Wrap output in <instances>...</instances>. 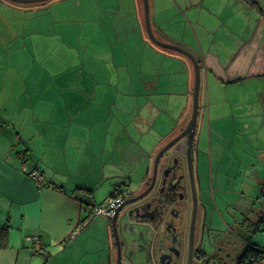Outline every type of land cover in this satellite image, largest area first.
Masks as SVG:
<instances>
[{"label":"crops","instance_id":"0c3cea01","mask_svg":"<svg viewBox=\"0 0 264 264\" xmlns=\"http://www.w3.org/2000/svg\"><path fill=\"white\" fill-rule=\"evenodd\" d=\"M148 5L155 37L185 49L199 63L195 168L219 209L227 196L220 172L223 150L232 158L228 170L236 163L239 170L264 167V0H148ZM78 23L87 32L104 34L105 45L85 44L82 52L67 44L64 38ZM143 25L141 0H54L40 9L0 1V227L7 226L0 264H70L73 259L102 264L109 256L106 219L95 217L79 230L84 209L101 205L122 182L140 180L158 149L186 127L191 115L190 62L152 45ZM51 36L58 45L46 51ZM76 51L84 53L88 65ZM93 55L106 56L107 65L94 68ZM77 63L91 75L100 74L101 81L83 84L84 98L69 102L72 113L57 115L56 105L46 113L43 87L36 88L34 99L27 97L30 71L59 73L61 65L69 70ZM115 98L122 111L117 121L108 113L117 107ZM93 101L102 114L90 109ZM86 103L80 116L77 111ZM46 123H52L49 129ZM109 148L120 151V162L127 149L137 153L130 172L109 173ZM258 174L251 179L261 190L264 178ZM225 209L233 216L237 212ZM30 238L39 240V251Z\"/></svg>","mask_w":264,"mask_h":264},{"label":"flooded vegetation","instance_id":"af4514ba","mask_svg":"<svg viewBox=\"0 0 264 264\" xmlns=\"http://www.w3.org/2000/svg\"><path fill=\"white\" fill-rule=\"evenodd\" d=\"M183 130L158 149L140 180L122 182L115 187L119 202L142 196L125 208L130 214L125 231L135 233L122 234L121 264H230L222 216L213 195H207L205 213L200 207L195 184L197 152L195 156L194 144L191 148L192 185L185 140L176 142L161 156L153 174L157 154ZM177 147L179 154L174 151ZM262 217L263 213L259 212L252 221L242 218L235 222V227L245 231L247 224H256ZM109 239V258L111 264H115L116 252L111 234ZM249 245L243 243V248ZM238 258H234L233 264H237Z\"/></svg>","mask_w":264,"mask_h":264},{"label":"rangeland","instance_id":"374dc122","mask_svg":"<svg viewBox=\"0 0 264 264\" xmlns=\"http://www.w3.org/2000/svg\"><path fill=\"white\" fill-rule=\"evenodd\" d=\"M142 1V0H141ZM46 17V16H45ZM59 27V26H58ZM87 28V27H86ZM82 27L80 23L77 24L76 31L73 33L72 30H70L66 37L64 38L65 42L67 44L72 43V46H78L82 52H85V44L87 46H91V44L94 45V47L101 48L103 45L101 44L102 38L105 39L104 34H100L96 30L92 31H86L87 29ZM83 31L81 32L80 30ZM95 36V38H94ZM80 40V41H79ZM59 39L55 36H51L50 38L45 39V48H47L46 51H49L51 49L50 46L58 45ZM170 52V51H169ZM173 53V52H172ZM62 58L65 53L61 52ZM76 57L77 55H80L82 60V65H88V63H85V56L84 53H78L76 51ZM71 57V55H69ZM93 65L94 68L98 66H105L106 62V56H94L93 55ZM62 60V59H61ZM72 60V57H71ZM97 61V64H96ZM79 62V58H78ZM81 62V61H80ZM102 63V64H101ZM78 67H71V69H66L64 67L65 65H61V68L59 69L60 72L56 73V70H46L44 75H33V71L28 73V95L27 97L30 99H34V92L43 89L41 92L43 93V100L45 105L42 106L44 108L48 107L50 109L54 106L55 114L57 115H68L73 108L69 105V102L72 101V99L75 100V98L83 99V84L88 83L89 81L92 82H99L101 81L100 74L93 73L91 75L90 73H87V70L84 71L83 69H79V63ZM107 65V64H106ZM47 66V65H46ZM67 66H71L70 63L67 64ZM81 66V65H80ZM53 71V73L51 72ZM80 72V73H79ZM16 82L17 79H15ZM34 81V82H33ZM38 81V82H37ZM37 83L39 85L42 83V86H37ZM38 88V90H36ZM108 92V98H110L113 93H111L113 90H109ZM86 99V98H85ZM110 100V99H109ZM84 101V100H83ZM97 101V99H96ZM113 101V100H112ZM93 101V105L90 106V109H93L95 113L102 114L101 111H96L98 108H95ZM114 102L116 103V108L109 107L110 110H108L110 118H114L115 121L121 119L122 111L120 110V98L117 100L114 99ZM51 104V106H50ZM85 106V107H84ZM82 107V110L77 111V113H80V116L84 114L85 111L88 110L87 106L88 103L84 104ZM48 108H46V113L48 112ZM201 109V108H200ZM51 113V112H49ZM201 112H199L198 116V124L200 122V116ZM49 127H51L52 123H46ZM99 123H97V126ZM111 141V140H110ZM129 148V147H128ZM234 149V148H233ZM231 149L232 151H234ZM108 154L105 156L107 163L106 169H108L109 173L115 172V173H127L130 172L129 170L132 169V157L136 156L137 153H134L131 151V149H127L125 152L128 153H122V161L116 160L117 156L120 154L115 150V153H112V149H107ZM253 154H255V151H252ZM226 155L225 160L220 165L221 170L220 172L223 174L221 176V179L223 180V193H226L227 196H225V200L223 201V204H219V209H221L220 215L222 216V223L224 225L225 229V241L228 243L225 249H227L228 253L231 256L230 264H233L234 258L241 255L243 251V243H249L251 245H254L256 247L264 248V225L261 229V231L256 233H246L244 231H240L237 227H235V222L240 221L244 217H248V219H255L256 215H258L259 212H262L264 215V201L260 197V185L259 181L256 179H251V174L254 175V173H259V177L264 178V167L258 166L257 168L248 170H245V167L242 166V168L239 170L238 163H236L232 170L226 169L227 164L230 163V159H232L228 153H225L224 150L220 153ZM237 154L240 155L239 152ZM243 159L248 162L249 158L247 159L246 156L243 157ZM129 162L126 163L125 162ZM233 161V160H231ZM202 168V167H201ZM107 194V192L105 193ZM92 202V199H91ZM91 204V203H90ZM231 206L235 208V215L233 216L232 213H228L225 209V207ZM237 206V207H236ZM238 207H241V211H238ZM224 208V209H222ZM246 210V211H244ZM242 212V213H240ZM81 240H83L81 238ZM78 242L81 241H77ZM75 243V242H74ZM81 244V243H80ZM76 245V246H80ZM77 258V257H76ZM79 258V257H78ZM65 260H63L64 262ZM77 259H73L70 264H76ZM61 264V263H60Z\"/></svg>","mask_w":264,"mask_h":264},{"label":"water","instance_id":"95a60500","mask_svg":"<svg viewBox=\"0 0 264 264\" xmlns=\"http://www.w3.org/2000/svg\"><path fill=\"white\" fill-rule=\"evenodd\" d=\"M6 1L12 4H15V5L26 6V5H35V4H45V3H48L54 0H6ZM142 8H143L144 31H145L148 41L157 48L176 53L184 57L185 59H187L192 66L193 78H194L193 79V89H192V105H191L190 119L186 127L184 128V130L181 132V134L178 135L176 138H174L157 154L154 160L153 174L156 170L157 162L159 161L161 156L169 148L177 144L176 142L185 140V152H186V159H187V165H188V175H189L190 185H192L193 168H192V159H191V148H192L193 138H194L195 131H196L198 110H199L198 97H199V89H200V66L197 60L185 49H182L181 47H178L176 45H172L169 43L159 41L155 37L151 29L148 0H142ZM174 151L177 154H179L178 147L175 148ZM201 179L202 178L198 175V172L196 170L195 184L197 187V191L199 192L200 207L202 211H204L205 213L206 206L208 205V196H207L208 194L206 193L207 190L203 188L204 185ZM141 198L142 196L116 203L113 207L108 208V212H112L111 216L104 217L107 221L108 233L112 235V239L115 245V252H116L115 264H121L122 234L124 233L125 235H128V234L135 233L131 231L128 232L127 230L125 231V227L127 225V222H129L128 220L130 216L129 212L127 211L128 208L127 209L125 208L128 207V205L140 200ZM193 202L195 203V198H193ZM102 264H111L109 256H107L106 260Z\"/></svg>","mask_w":264,"mask_h":264},{"label":"built area","instance_id":"2783aa9c","mask_svg":"<svg viewBox=\"0 0 264 264\" xmlns=\"http://www.w3.org/2000/svg\"><path fill=\"white\" fill-rule=\"evenodd\" d=\"M30 177L36 183L37 187L42 186V181L36 173H31ZM118 202L117 193L116 190H114L112 196L106 199L101 205L85 208V216L79 230L85 228L95 217L111 216L112 212H108V208L113 207ZM27 240L34 245L36 251L41 249L40 242L37 238H30ZM248 248L250 252L246 253L245 257L242 258L241 262L238 264H264V248L256 247L254 245H249Z\"/></svg>","mask_w":264,"mask_h":264},{"label":"trees","instance_id":"16d2710c","mask_svg":"<svg viewBox=\"0 0 264 264\" xmlns=\"http://www.w3.org/2000/svg\"><path fill=\"white\" fill-rule=\"evenodd\" d=\"M0 1L5 2L6 4H8V5L12 6V7L28 8V9H40V8H43L46 5H48V3H50V2H48V3H45V4H35V5L21 6V5L12 4V3H10V2H8L6 0H0ZM143 27H144V25H143ZM260 196H262L263 199H264V185L262 186V188L260 190ZM263 225H264V215H263V217L260 219V221L258 223L252 224V225L250 224V225L246 226L245 229L248 231L249 234L250 233H256V232L261 231ZM6 235H7V226L0 227V249H4L6 247V237H7ZM248 252H250L249 248L248 247H244L241 255L239 256V258L236 261L237 264L241 262V259L244 258L246 253H248Z\"/></svg>","mask_w":264,"mask_h":264}]
</instances>
